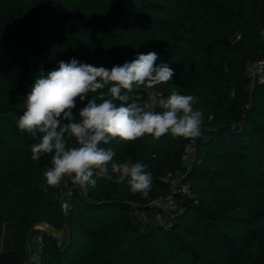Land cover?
Wrapping results in <instances>:
<instances>
[{
	"label": "trees",
	"instance_id": "1",
	"mask_svg": "<svg viewBox=\"0 0 264 264\" xmlns=\"http://www.w3.org/2000/svg\"><path fill=\"white\" fill-rule=\"evenodd\" d=\"M152 51L174 70L152 88L155 111L173 91L199 97L192 164L182 159L192 140L171 134L101 142L113 162L144 163L152 187L133 194L109 165L107 175L94 170L95 188L73 190L65 216L61 184L40 187L52 154L33 161L37 140L18 129L26 95L60 61L111 70ZM232 56L264 59V0H0V237L11 228L0 264L24 263L40 224L66 234L58 244L40 232L38 264H264V75L253 81ZM149 90L133 99L148 101ZM91 99L77 98L73 115ZM170 173L182 174L189 193L169 223L143 224L136 208L150 212L149 202L170 193Z\"/></svg>",
	"mask_w": 264,
	"mask_h": 264
},
{
	"label": "clouds",
	"instance_id": "2",
	"mask_svg": "<svg viewBox=\"0 0 264 264\" xmlns=\"http://www.w3.org/2000/svg\"><path fill=\"white\" fill-rule=\"evenodd\" d=\"M157 60L154 51L141 53L133 61L108 70L72 59L60 61L58 69L47 75L40 73L26 95V110L17 124L21 132L37 140L31 145L33 161L52 154L51 166L44 171L40 185L44 191L58 188L65 177L80 187L95 188L94 170L107 175L110 165L120 180L127 179L133 194H146L153 182L147 166L113 162L115 151L101 147V142H132L145 135L159 139L167 134L194 141L201 136L204 113L194 108L198 96L173 91L160 101L162 111L154 110L151 99L144 103L133 99L134 90L152 89L172 79L174 70L167 63L157 64ZM106 87V93L98 92ZM89 95L92 99L73 115L77 98L84 101ZM214 118V113L207 117L208 121Z\"/></svg>",
	"mask_w": 264,
	"mask_h": 264
},
{
	"label": "built area",
	"instance_id": "3",
	"mask_svg": "<svg viewBox=\"0 0 264 264\" xmlns=\"http://www.w3.org/2000/svg\"><path fill=\"white\" fill-rule=\"evenodd\" d=\"M248 74L254 80L261 78L264 75V59L259 58L250 62L248 69ZM151 99L154 106L158 103L159 98L156 92L152 89L148 92V101ZM195 143L192 141L184 149L182 159L187 166L192 164L193 159L195 158ZM190 163V165H188ZM98 171V170H97ZM166 179L170 182V193L161 196L147 204V208L150 209V212L143 208H136L135 215L137 219L143 224H148L151 221H158L163 223H169L170 219L173 217L175 212L179 208V203L177 197L189 193V187L183 182L182 174H168ZM61 208L65 216L68 215L70 211V197L73 190L80 189L84 194H86V187H80L72 183L70 177H65L61 182ZM65 230L54 234L55 240L58 244H61L65 238ZM43 237L42 234L36 233L33 238L30 240L27 248V259L22 264H38L40 260V254L43 249ZM3 240V238H2Z\"/></svg>",
	"mask_w": 264,
	"mask_h": 264
},
{
	"label": "crops",
	"instance_id": "4",
	"mask_svg": "<svg viewBox=\"0 0 264 264\" xmlns=\"http://www.w3.org/2000/svg\"><path fill=\"white\" fill-rule=\"evenodd\" d=\"M40 225H44L45 227L43 228V230H41V232H43V231H48V232H51V233H55L57 230H56V228H52V227H50V226H48V225H46V224H40ZM40 226H38L37 228H39ZM41 228V227H40ZM10 233H11V228L10 227H8L7 228V230H6V234H5V238L2 240V235H1V237H0V248H9L10 247V243H11V241H10ZM4 243H5V245H4Z\"/></svg>",
	"mask_w": 264,
	"mask_h": 264
},
{
	"label": "rangeland",
	"instance_id": "5",
	"mask_svg": "<svg viewBox=\"0 0 264 264\" xmlns=\"http://www.w3.org/2000/svg\"><path fill=\"white\" fill-rule=\"evenodd\" d=\"M231 59H229V63L231 64V65H233V66H239V67H242V68H244L245 70L246 69H248V66H249V64H250V62L252 63V61L253 60H237L236 58H234L233 56L232 57H230ZM188 165H190V163H188ZM40 227L39 228H36L35 230H36V232H35V234L36 233H39V232H41V230H43V228L45 227L44 225H39ZM61 230H57L54 234H56V233H58V232H60Z\"/></svg>",
	"mask_w": 264,
	"mask_h": 264
},
{
	"label": "water",
	"instance_id": "6",
	"mask_svg": "<svg viewBox=\"0 0 264 264\" xmlns=\"http://www.w3.org/2000/svg\"><path fill=\"white\" fill-rule=\"evenodd\" d=\"M30 240H31V236L28 238V244H29Z\"/></svg>",
	"mask_w": 264,
	"mask_h": 264
}]
</instances>
